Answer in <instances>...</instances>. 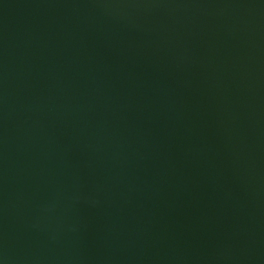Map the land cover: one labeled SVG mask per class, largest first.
Listing matches in <instances>:
<instances>
[{
    "label": "water",
    "instance_id": "obj_1",
    "mask_svg": "<svg viewBox=\"0 0 264 264\" xmlns=\"http://www.w3.org/2000/svg\"><path fill=\"white\" fill-rule=\"evenodd\" d=\"M0 264H264V0H0Z\"/></svg>",
    "mask_w": 264,
    "mask_h": 264
}]
</instances>
